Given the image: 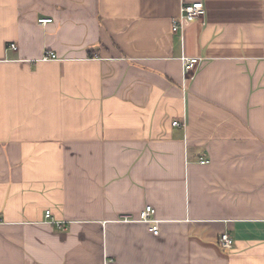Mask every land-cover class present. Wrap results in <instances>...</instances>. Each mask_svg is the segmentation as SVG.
<instances>
[{"label":"crops","instance_id":"1","mask_svg":"<svg viewBox=\"0 0 264 264\" xmlns=\"http://www.w3.org/2000/svg\"><path fill=\"white\" fill-rule=\"evenodd\" d=\"M0 264H264V0H0Z\"/></svg>","mask_w":264,"mask_h":264},{"label":"built area","instance_id":"2","mask_svg":"<svg viewBox=\"0 0 264 264\" xmlns=\"http://www.w3.org/2000/svg\"><path fill=\"white\" fill-rule=\"evenodd\" d=\"M206 14V7L202 1H194L190 3H184L181 6L180 13L178 17L174 18L172 21V31L178 32L180 31L184 23L186 21H193L197 19H201ZM52 18L43 17L39 19V22L41 24H46L48 22H51ZM11 47L13 49H17L16 44H12ZM57 54L53 51H46L43 59L44 60H53L57 59ZM183 62V74L185 81L191 80L195 77L197 68L199 67L202 58L201 57H188L186 55H183L181 57ZM174 125L181 126V123L179 121H174ZM201 163H209V159H202ZM46 217L50 218L52 223H55L59 228H64V223L61 222H55L51 213V210L46 211ZM140 221H143L145 223H148L150 225V229L154 234L159 233V220L155 218V208L152 205H147L145 209L141 212ZM221 246L224 249H231L234 245V238L233 236L228 233L224 232L219 240Z\"/></svg>","mask_w":264,"mask_h":264}]
</instances>
